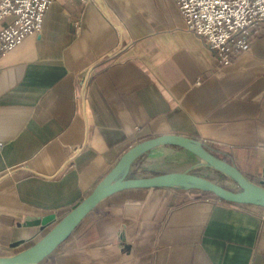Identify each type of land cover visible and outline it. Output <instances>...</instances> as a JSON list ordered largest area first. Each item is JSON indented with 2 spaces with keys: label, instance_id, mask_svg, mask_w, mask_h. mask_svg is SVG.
Returning a JSON list of instances; mask_svg holds the SVG:
<instances>
[{
  "label": "crops",
  "instance_id": "1",
  "mask_svg": "<svg viewBox=\"0 0 264 264\" xmlns=\"http://www.w3.org/2000/svg\"><path fill=\"white\" fill-rule=\"evenodd\" d=\"M49 9L41 33L0 61V257L54 225L28 218L59 221L160 135L196 139L264 187V37L217 69L173 0ZM174 148L149 151L130 176ZM43 264H264V207L184 188L117 192Z\"/></svg>",
  "mask_w": 264,
  "mask_h": 264
},
{
  "label": "water",
  "instance_id": "2",
  "mask_svg": "<svg viewBox=\"0 0 264 264\" xmlns=\"http://www.w3.org/2000/svg\"><path fill=\"white\" fill-rule=\"evenodd\" d=\"M161 146H175L186 152H191L217 172L219 171L230 180H234L240 191H231L191 172L160 173L146 178H129L132 164L149 151ZM161 188H184L200 191L201 193L209 192L229 204L264 207V187L246 179L236 165H232L223 158L216 156L207 149L204 143L196 139L176 134L160 135L131 147L117 162L114 169L88 194L86 199L59 221H57L56 215H49L43 219L28 218L27 224L29 226L45 227L51 224L54 225L51 231L30 250L16 256H2L0 257V264H43L50 255L72 236L88 215L109 196L131 189Z\"/></svg>",
  "mask_w": 264,
  "mask_h": 264
},
{
  "label": "built area",
  "instance_id": "3",
  "mask_svg": "<svg viewBox=\"0 0 264 264\" xmlns=\"http://www.w3.org/2000/svg\"><path fill=\"white\" fill-rule=\"evenodd\" d=\"M55 1L0 0V61L26 37L41 33L45 15ZM173 1L187 30L204 40L217 69L233 65L264 37V0Z\"/></svg>",
  "mask_w": 264,
  "mask_h": 264
},
{
  "label": "rangeland",
  "instance_id": "4",
  "mask_svg": "<svg viewBox=\"0 0 264 264\" xmlns=\"http://www.w3.org/2000/svg\"><path fill=\"white\" fill-rule=\"evenodd\" d=\"M173 152L172 154L161 155L158 158L146 156L136 164L138 170L133 172L129 178H146L161 172H191L203 178L205 177L218 185L220 184L231 191H240L234 180H230V178L219 171L217 172L191 152H186L179 148H174ZM147 165H149V168Z\"/></svg>",
  "mask_w": 264,
  "mask_h": 264
},
{
  "label": "trees",
  "instance_id": "5",
  "mask_svg": "<svg viewBox=\"0 0 264 264\" xmlns=\"http://www.w3.org/2000/svg\"><path fill=\"white\" fill-rule=\"evenodd\" d=\"M225 161H227L225 158H223ZM202 195H206V196H209V197H214V198H217L215 195H213L212 193H209V192H204V193H201ZM218 199V198H217ZM223 201V200H221ZM225 202V201H224Z\"/></svg>",
  "mask_w": 264,
  "mask_h": 264
}]
</instances>
